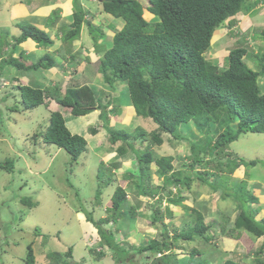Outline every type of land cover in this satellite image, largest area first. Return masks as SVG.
<instances>
[{
    "label": "trees",
    "instance_id": "1",
    "mask_svg": "<svg viewBox=\"0 0 264 264\" xmlns=\"http://www.w3.org/2000/svg\"><path fill=\"white\" fill-rule=\"evenodd\" d=\"M261 1L264 0H101L103 12L122 20L124 26L115 33L111 48L99 59L98 71L104 84L112 90H117L114 86L117 81L124 83L127 86L129 105L135 109V117L151 119L156 125V129L150 133L139 126L129 132L108 129L109 144L112 146L117 142L122 144L114 149L116 157L107 167L111 170L118 168L119 159L124 157L127 150L135 151L137 174L125 173L124 177L133 179L139 196L157 197V203L166 199L164 212L154 208L151 214V222L160 224L161 239L137 247L128 245L127 249L117 244L111 231L103 228V224H109L110 220L115 223L116 217L134 220V217L138 216L135 207L127 205L125 189L118 186L114 190L105 217L94 221L92 213L87 212L86 220L92 226H96L103 246L108 247L115 256L118 254L116 264H125L132 256L136 259V252L143 256L145 261L160 254L153 264H182V260L177 259V254L173 252L176 249H183L179 241L193 240L194 237L202 238L204 241L216 239L210 233V226L203 223V216L195 209H192L190 214L193 225L188 228L186 234L179 231L169 237L162 222L163 217L171 218L172 211L169 205H181L184 201L182 190H190L194 180L207 185L212 192H218L219 200H225L217 185L221 181L220 177L227 175L231 179L230 174L234 170L242 166L246 170L257 163L245 162L233 156L232 153H228V148L241 134L251 132L264 134V93L258 84L259 77L264 75V54L259 59L257 56L260 50L254 53L252 49L248 50L243 45L245 42H238L224 57L225 65L219 68L205 56V53L210 48L213 33L227 19L239 12L250 11ZM73 5L75 11L72 23L60 28L61 39L65 44H71L78 38L84 21L85 11L81 8L80 1L73 0ZM145 12L151 14L152 19L144 18ZM56 19L58 12L53 10L48 21L54 22ZM87 25L90 26V22H87ZM20 30V34L14 37L13 44L11 43V54L7 59L1 57L0 77L4 75L6 67L13 69V73L16 74L13 79L16 80L22 71L48 70L53 68L56 62L49 52H45L35 63L27 62L21 55L13 57L16 47L28 39L44 48L52 46L53 43L46 32L31 24H22ZM259 38L264 40V31ZM247 58L250 61L257 60L260 70L249 68L244 61ZM59 90L21 83L14 85V91L20 95L25 110L43 105L45 99L51 98L66 114L82 117L99 110L101 112L99 118L106 116V122L109 123L107 115L116 114L122 105L119 106L116 102L118 99L112 97H107L105 102L100 101L95 90L87 85L66 88L63 94ZM110 105L114 107L109 110ZM65 119L61 112H51L46 130L33 135L32 138L41 139L45 144H53L63 149L69 154L72 162H77L80 155L86 151L87 142L83 135L71 133ZM106 122L104 123L107 124ZM182 125L187 129L192 126L190 131L192 128L193 132L187 140L189 149L186 154L193 160L189 169L184 165L180 169H174L172 156L154 159L150 149L152 146L164 144L165 134L184 142L186 139L181 138L180 130ZM193 127L196 128L195 132ZM211 131H214L216 139ZM197 132H200L198 134L201 137L196 135ZM90 133L94 135L97 132L91 129ZM134 142L139 145L147 142L146 148L136 149ZM212 161H216L213 165L215 172L208 170ZM152 164L156 165L163 184L161 187L149 189L144 182L149 179L150 175L146 171ZM3 166L8 171L12 163L6 161L4 165H0ZM103 167L104 164L101 163L96 175L98 182H102ZM198 167L201 171L197 170ZM206 176H213L214 181L211 183ZM111 181L107 179L105 184L109 185ZM244 181L246 180L239 181L242 182L241 192L235 193L234 197L240 205V212L228 232H222L234 239L239 237L241 231H246L255 238L263 237L264 217L256 218L260 208L250 210V204L256 203L257 198L253 195L249 198L242 194L243 189H246ZM173 189L175 193H172ZM239 189H235L234 192ZM97 191L96 199L100 196V187ZM164 191L167 192L163 194ZM21 201L29 205L32 203L29 198ZM171 250L172 252L168 253ZM71 251L68 249L66 256L71 257ZM262 252L264 242L258 253ZM199 253L198 249H191L189 257L193 258ZM103 254L99 252V259ZM47 256L58 255L49 253ZM203 258L204 264L206 259ZM136 262L142 264L137 260ZM24 264H36L31 246H28ZM222 264L237 263L226 260Z\"/></svg>",
    "mask_w": 264,
    "mask_h": 264
},
{
    "label": "rangeland",
    "instance_id": "2",
    "mask_svg": "<svg viewBox=\"0 0 264 264\" xmlns=\"http://www.w3.org/2000/svg\"><path fill=\"white\" fill-rule=\"evenodd\" d=\"M4 1L0 0V19L5 18L2 13ZM79 1L85 13H90L99 6L102 8V4H98L99 0ZM73 11H75L74 5ZM253 15L256 16V14ZM100 16L101 14L93 17L99 19ZM152 17L151 14L144 13V18L147 20L152 19ZM97 23L95 19L94 25H86L87 29L93 38H95L94 34L104 37L106 30ZM259 25H263V27H258ZM256 27L247 33L249 36L248 44L244 46L248 50H260L257 56L260 59L264 54V43L261 42V39L253 36H262L261 32L264 31V18L262 16ZM229 35L223 37V40L229 39L226 41L227 43L214 44L216 41L214 34L210 49L205 53V56L214 65L218 64L219 68L225 65L224 57L235 47L234 38H229ZM10 40L0 33V55H4L3 59H7L11 54L10 52L1 53L2 48L8 50L5 44ZM104 45L108 50L112 46V41L104 42ZM16 55L14 54V57ZM244 61L249 68L255 71L260 70L257 60L250 61L247 58ZM58 62L59 60H57ZM1 76L0 165L10 161L12 167L8 171L4 166L0 167V264H24L28 246L33 249L36 264H113L118 254L115 257L111 250H107L103 246L96 226L93 225L92 228L86 220V214L87 212L92 213L94 221L105 217L112 194L118 186L125 189L127 205H133L139 215L134 217V220L116 217L115 223L111 224L113 220H110L109 224H103V228L116 235L118 242H120L124 238V233H130L135 227L134 234L138 236L130 237L129 242L126 241V243H131L130 245L136 247L150 241H159L161 239V227L160 224L151 222V214L154 208H159L161 212H164L166 199L157 203V197L139 196L133 179L124 177L125 173L137 174L134 161L136 152L127 150L124 157L119 159L118 168L111 170L107 167L110 166V161L116 157L115 147L122 144L117 142L113 146L110 145L107 130L112 128V130L129 132L139 126L150 133L156 129L152 120L140 117L138 120V117L133 116L132 120L127 122L126 119L122 118L124 115L119 109L116 112L118 118L111 115L108 119L109 123L106 122V116L97 118L99 116L98 111H92L82 117H73L59 107L54 110L50 105H40L32 110H25L20 95L14 91V85L24 83L26 78L22 76L14 80L16 74L9 67H6L4 75ZM114 86L116 91L110 90L106 84L103 85V91H105L103 93L100 89H93L100 101L105 102L106 95H111L112 98L117 95L118 100L116 102L118 105H129L127 86L118 81ZM113 105L116 104L113 103ZM54 111H59L66 117L65 122L71 133L83 135L86 139V151L80 155L77 162H72L69 154L63 149L53 144H45L41 139L32 138L33 135L46 130L49 125L50 113ZM99 113L101 112L99 111ZM122 122H126L127 125H122ZM185 127V125L180 127L181 138L186 139L184 142L165 134L163 135L164 144L151 147L150 150L154 159L172 156L174 169H180L182 165L189 169L193 159L187 157L189 149L187 140L190 139V134L193 131L192 128L190 131L192 126L188 129ZM91 129L97 133L91 134ZM193 129L195 132L196 128L193 127ZM220 131H222L221 128ZM198 133L200 132H197L196 135L201 137ZM211 134L216 139L214 131H211ZM146 144L147 142L140 145L134 142L136 149L140 150L145 149ZM228 153H232L233 156H237L245 162L257 161V163L254 167L246 170L244 166L234 170L230 174L231 179L227 175L220 177L221 181L217 185L225 200H219L218 192H212L210 187L194 180L190 190H182L184 201L181 205H169L172 211L171 218L163 217L162 223L165 225L169 237L179 231H183L185 234L188 232V228L193 225V218L190 215L192 209L203 216L205 225L214 224L210 228V233L218 236L216 242L204 241L199 237L178 242L183 249L175 250L174 253L177 254V259L182 260V264H203V257L206 259L204 264H222L227 259L237 264H262L264 260V252L258 253L259 245L264 242V236L260 239H254L245 233L244 235H247L250 241L247 236L242 235V241L245 244L242 246L241 240L237 244L236 241L227 239L226 235H219L221 227H225V231H228L233 226V219L240 212V205L234 199L235 193L240 194L241 192L242 182H239L240 180H246L244 181L246 183L243 182L246 189L242 188V194L249 198L252 195L258 198V202L250 204V210L256 208L261 210L260 205L264 206V134L252 132L241 134L236 141L229 145ZM101 163L104 164L103 172L105 174L103 173L101 176L102 182H98L96 175ZM215 163L216 161L210 162L208 169L210 172L216 171L213 168ZM227 168L226 170H228ZM197 170L201 171L199 167ZM146 172L150 176L144 184L148 185L149 189L162 186L163 179L158 175L156 165L152 164ZM109 174L111 176H108ZM206 178L211 183L214 181L213 176H206ZM107 179L112 180L109 185L105 184ZM237 182L239 183L237 184ZM98 187H100L101 193L96 199ZM235 189L239 190L234 192ZM166 192L162 193L165 194ZM172 193H175L174 189ZM25 198L31 200V205L22 203L21 200ZM258 214L261 213L258 212ZM256 218L259 219L258 215ZM68 249L72 250L71 257L66 256ZM191 249H198L200 253L190 258ZM99 252L104 253L100 260ZM49 253H55L58 256L49 257L47 256ZM105 253L108 255L106 258L104 257ZM135 256L140 263L146 260L137 252ZM153 261L155 258H152ZM125 264L138 263L134 259H130Z\"/></svg>",
    "mask_w": 264,
    "mask_h": 264
},
{
    "label": "crops",
    "instance_id": "3",
    "mask_svg": "<svg viewBox=\"0 0 264 264\" xmlns=\"http://www.w3.org/2000/svg\"><path fill=\"white\" fill-rule=\"evenodd\" d=\"M263 2L264 1L257 3L256 6L252 8L250 11L239 12L234 17L229 18V20L225 23L222 29L216 33L215 35L216 41L219 44L227 43L226 41H228L229 39L223 40V37L228 36V34H230L229 38L230 37L232 39L234 38V46L238 42H243V43L245 42V44H248L247 40L249 36L247 33L249 32V30L251 29L253 30L257 26V24H259L261 16L264 18ZM98 4L101 5L100 0ZM53 10H56L58 12V19H56L54 22H49L48 18ZM2 13L4 15L3 17L5 18L0 19V33L8 37L9 40L11 39L10 42H7L9 44L7 43L5 44V47H8V50L2 48L1 51L2 54H6L7 52L11 51L12 49L11 43L13 41V38L17 37L20 34L21 32L20 26L24 23L31 24L37 27L38 29L43 30L49 35L50 39L53 41L52 46L44 48L37 45V43H35L31 39H28L16 47V50L13 52V57L14 54H17L16 57H18V55L19 57L22 56V58H24L29 63H35L39 58H41L45 54V52H49L56 59V62L54 63L53 68L51 69L48 70L39 69L31 72L22 71L20 77L24 76L26 78V81L21 84L27 86L29 85L32 87L37 86L44 89L59 88L60 89L59 92L61 94L65 92L66 88H72V87L78 88L83 85L92 87L95 90L100 89L102 93L105 92L103 91L104 82L98 71L97 63L99 62V59L107 51L104 42L112 41L115 33H117L123 28L124 22L122 20L115 19L109 14H104L100 6L96 7L90 13H85L84 21L81 24V28H80L81 32L79 33L78 38L72 41L71 44H65L61 39L62 33L60 31V28L63 26H69L73 21L72 18V15L74 13L73 0H5L4 3L2 4ZM99 14H101L99 19L93 17L94 15H99ZM253 14H256V16ZM95 19L98 22L97 24L100 26L102 25V28L106 30L104 37L96 36L94 34L93 36L95 38H93L91 36L90 31L87 29L86 26L87 22H90L91 25H94ZM232 21H234L233 24ZM260 26L263 27V25H259L258 27ZM253 37L259 38L260 36L254 35ZM261 42L264 43V40L261 39ZM102 46L103 48H101ZM258 51L259 50H256L254 51V53H257ZM1 57L4 58V55L3 56L0 55V59ZM57 60H59L58 63ZM258 84L261 92L264 93V75H261L259 77ZM112 91H116V90H112ZM116 96L114 98H116ZM107 97H111V96L106 95V100ZM50 99L51 98H49V100L48 98L45 99L43 105H50L52 108H54V110H57V107L59 106L55 103L54 100L52 99L50 100ZM46 102L47 103L49 102V104H46ZM113 107H114L113 105L109 106L110 109ZM119 109L122 111L124 115V117L122 118L126 119L127 122L132 120V117L135 116V109L131 105H127V106L121 105ZM95 111H98V114L100 115L99 110H95ZM111 115L118 118V116L114 113L107 115V118L109 119ZM97 118L100 119L99 116ZM138 120L140 119L138 118ZM121 124L127 125L126 122H122ZM257 202H258V198H257ZM260 206H261V210H259V213L261 214H258L257 212L259 219L264 217V206L262 205ZM211 226L213 227L214 224H211L210 227ZM134 233H135V227L130 233L129 232L124 233L123 235L124 238L121 239L120 242H118L116 235H115V240L117 241V244L121 245L122 248L127 249L128 245H130L131 243L128 244L126 243V241L129 242L130 237L138 236L135 235ZM221 234L224 233L220 232L219 235ZM244 234L245 233L240 234L239 239H233V237L231 238L227 234L224 235H226L225 237H227V239L230 238L232 239V241H236L237 244L241 240L242 242L241 245L245 246L244 242L242 241V235ZM213 236H215L216 239L214 240V242H216L218 236L217 235H213ZM133 240L135 239L133 238ZM261 245L262 244H260L259 246ZM106 248L107 250H110L108 247ZM107 256L108 255L105 253L104 257L106 258ZM131 259L135 260V257ZM114 260H116V258ZM113 264H115V261L113 262Z\"/></svg>",
    "mask_w": 264,
    "mask_h": 264
},
{
    "label": "clouds",
    "instance_id": "4",
    "mask_svg": "<svg viewBox=\"0 0 264 264\" xmlns=\"http://www.w3.org/2000/svg\"><path fill=\"white\" fill-rule=\"evenodd\" d=\"M229 19H227L224 23H223V25L221 26V27H219L214 33H213V36H214V34L216 35V33H217V31H219V29L221 28L222 29V27L225 25V23L228 21ZM124 26V25H123ZM220 29V30H221ZM213 36H212V38H211V40L213 39ZM210 44H211V41H210ZM214 44H218V42H214ZM211 46V45H210ZM210 49V48H209ZM209 49H208V51H209ZM207 52V51H206ZM217 66H218V64H216ZM219 67V66H218ZM95 111V110H94ZM116 148V147H115ZM234 224V223H233ZM210 226V225H209ZM211 228V227H210ZM231 228V227H230ZM229 228V229H230ZM228 229V230H229ZM222 231H224V232H228V231H225V227L223 228V227H221V232ZM242 233H246L247 235H249L246 231H241V234ZM240 236V235H239ZM250 237H252L251 235H250ZM232 238V237H231ZM254 239H256L255 237H253ZM259 238H261V237H259ZM234 239V238H233ZM237 239H239V237L237 238ZM260 249V248H259ZM258 249V250H259ZM176 250H182V249H176ZM175 251V250H174ZM173 251V252H174ZM172 252V250L170 251V252H168V253H171ZM165 254H167V253H165ZM161 255L160 254H157L156 256H154V257H152L153 259L155 258V259H157L158 257H160ZM132 258H133V256H132ZM152 258H150L148 261H144L142 264H153L155 261H153L152 262ZM101 259V258H100ZM99 259V260H100ZM227 260H229V259H227ZM226 261V260H225ZM135 262H136V259H135ZM152 262V263H151ZM224 262V261H223ZM263 262V264H264V260L262 261ZM212 263V262H211Z\"/></svg>",
    "mask_w": 264,
    "mask_h": 264
},
{
    "label": "bare ground",
    "instance_id": "5",
    "mask_svg": "<svg viewBox=\"0 0 264 264\" xmlns=\"http://www.w3.org/2000/svg\"><path fill=\"white\" fill-rule=\"evenodd\" d=\"M167 211V210H166ZM250 241V240H249ZM251 246V244L249 245V247Z\"/></svg>",
    "mask_w": 264,
    "mask_h": 264
}]
</instances>
